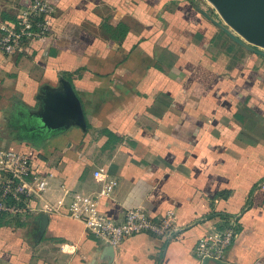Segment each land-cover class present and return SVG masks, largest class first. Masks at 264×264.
<instances>
[{"label":"crops","instance_id":"crops-1","mask_svg":"<svg viewBox=\"0 0 264 264\" xmlns=\"http://www.w3.org/2000/svg\"><path fill=\"white\" fill-rule=\"evenodd\" d=\"M51 1V37L0 50V122L31 120L40 88L64 77L87 127L1 137V149L29 154L49 185L31 212L0 218V264H219L195 244L227 227L234 237L221 260L264 264V56L204 16L220 21L207 0ZM31 2L0 0V20ZM110 179L117 186L102 212L119 220L135 206L154 217L171 209L174 231L133 234L110 256L66 215L64 194H92Z\"/></svg>","mask_w":264,"mask_h":264},{"label":"built area","instance_id":"built-area-1","mask_svg":"<svg viewBox=\"0 0 264 264\" xmlns=\"http://www.w3.org/2000/svg\"><path fill=\"white\" fill-rule=\"evenodd\" d=\"M56 5L51 0H32L22 8L15 20H0V50L6 55L24 51L25 46L37 43L54 33ZM49 185L47 175L38 174L25 153L8 148L0 149V217H18L33 210L32 201L43 199ZM117 180L110 179L92 194L64 191L68 196L66 215L85 225L88 232L113 247L125 238L140 232L168 236L175 227L171 209L160 216L150 215L142 206L127 208L117 220L99 209L102 197L111 196ZM64 205L59 201L56 211ZM234 237V228L199 236L195 251L199 258L223 259Z\"/></svg>","mask_w":264,"mask_h":264},{"label":"water","instance_id":"water-1","mask_svg":"<svg viewBox=\"0 0 264 264\" xmlns=\"http://www.w3.org/2000/svg\"><path fill=\"white\" fill-rule=\"evenodd\" d=\"M215 8L220 21L200 10L213 24L221 28L231 39L261 56H264V0H207ZM38 106L29 111L31 120L22 122L26 133L33 138L54 134L72 126L86 130L87 122L83 104L70 80L60 77L56 86L44 85L37 94ZM30 137V138H31ZM21 138H29L24 134ZM47 222L42 214L41 230ZM106 252L113 255V246ZM110 262V257L106 258ZM225 264L221 259L206 257Z\"/></svg>","mask_w":264,"mask_h":264},{"label":"rangeland","instance_id":"rangeland-1","mask_svg":"<svg viewBox=\"0 0 264 264\" xmlns=\"http://www.w3.org/2000/svg\"><path fill=\"white\" fill-rule=\"evenodd\" d=\"M11 123L12 122H8V123L4 124L5 125L4 129H2L1 134L3 135V137H5V139H7V137H10V136H15L16 139H18V138L21 139V136H23V134H24L26 137L27 136L29 137L26 139L37 140L36 138L31 137L32 135H29V133L25 132V129L22 127L23 126L22 122H18L17 124H11ZM16 125H18L19 128L16 127ZM15 128H17V129H15ZM6 143H8V142H6Z\"/></svg>","mask_w":264,"mask_h":264},{"label":"trees","instance_id":"trees-1","mask_svg":"<svg viewBox=\"0 0 264 264\" xmlns=\"http://www.w3.org/2000/svg\"><path fill=\"white\" fill-rule=\"evenodd\" d=\"M5 124V122H0V143L2 142V138H3V135L1 134V132H2V129H4V125ZM2 137V138H1ZM8 141H9V139H7ZM1 147H2V145H0V149H1ZM19 152H22L23 153V151L22 150H20V149H17ZM27 156H28V158H29V160H30V162H31V159H30V156H29V154H27ZM31 165H32V162H31ZM34 165H32V167H33ZM34 169V168H33ZM35 170V169H34ZM36 171V170H35ZM37 172V171H36ZM1 218V217H0Z\"/></svg>","mask_w":264,"mask_h":264},{"label":"flooded vegetation","instance_id":"flooded-vegetation-1","mask_svg":"<svg viewBox=\"0 0 264 264\" xmlns=\"http://www.w3.org/2000/svg\"><path fill=\"white\" fill-rule=\"evenodd\" d=\"M11 124H13V123H11ZM15 127V126H14ZM16 127H18V125H16ZM19 128V127H18ZM15 129H17V128H15Z\"/></svg>","mask_w":264,"mask_h":264}]
</instances>
